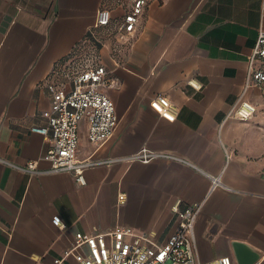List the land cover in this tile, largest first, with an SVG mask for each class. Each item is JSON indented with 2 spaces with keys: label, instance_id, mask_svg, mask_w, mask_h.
<instances>
[{
  "label": "crops",
  "instance_id": "obj_1",
  "mask_svg": "<svg viewBox=\"0 0 264 264\" xmlns=\"http://www.w3.org/2000/svg\"><path fill=\"white\" fill-rule=\"evenodd\" d=\"M132 3L0 0V264L74 263L61 259L77 233L116 226L164 243L178 225L174 206L193 203H202L198 261L230 256L238 264L233 243L244 241L260 253L254 264H264V91H245L264 0H150L133 40H120ZM102 8L113 21L95 29ZM90 58L115 82L105 91L118 122L113 137L95 146L83 119L80 157L108 159L147 146L176 158L100 164L85 169L84 184L73 172L48 171L53 140L31 126L46 122L50 85L68 90L71 78L62 82V75ZM158 95L175 107L174 121L152 107ZM243 99L256 105L255 116H227ZM29 162L37 172L18 168ZM213 176L220 179L214 189Z\"/></svg>",
  "mask_w": 264,
  "mask_h": 264
},
{
  "label": "built area",
  "instance_id": "obj_2",
  "mask_svg": "<svg viewBox=\"0 0 264 264\" xmlns=\"http://www.w3.org/2000/svg\"><path fill=\"white\" fill-rule=\"evenodd\" d=\"M150 0H133L131 8L123 15L120 24V40H133L144 20L146 7ZM113 16L109 8L99 11L96 27H109ZM91 38L96 41L93 29ZM91 55H95V43L91 44ZM114 80L107 66L95 58H90L83 66L76 68L71 75L68 90L50 85L52 92V107L46 115V122L31 126V131L50 136L52 147L44 155L49 160L50 172L70 171L78 181L85 183L84 171L100 164L110 165L116 161L132 162L140 160L150 162L160 157L176 158V156L142 146L137 151L124 156L108 159H95L90 156L80 157V123L87 121L89 141L100 146L113 137L117 126V114L114 100L105 91L113 87ZM256 86L264 91V27L259 29L258 38L251 53L248 55V73L245 91ZM152 107L170 121L176 119L174 106L166 95H158L151 101ZM257 113V107L247 99L234 104L227 116L241 121L252 119ZM20 170L35 173L37 165L29 162ZM212 189L220 184L219 177H212ZM126 195L119 194V200L124 202ZM202 203H193L184 208L174 206L178 218L175 231L164 242L156 241L145 231H137L130 226H116L109 230L98 229L90 234L79 232L70 247L63 254L61 262L70 257V264H232L230 256L215 258L201 262L196 259L197 239L195 222L201 211ZM53 223L64 227L60 216L53 217ZM61 264V263H58Z\"/></svg>",
  "mask_w": 264,
  "mask_h": 264
},
{
  "label": "water",
  "instance_id": "obj_3",
  "mask_svg": "<svg viewBox=\"0 0 264 264\" xmlns=\"http://www.w3.org/2000/svg\"><path fill=\"white\" fill-rule=\"evenodd\" d=\"M233 247L238 264H254L260 258V253L244 241H234Z\"/></svg>",
  "mask_w": 264,
  "mask_h": 264
},
{
  "label": "rangeland",
  "instance_id": "obj_4",
  "mask_svg": "<svg viewBox=\"0 0 264 264\" xmlns=\"http://www.w3.org/2000/svg\"><path fill=\"white\" fill-rule=\"evenodd\" d=\"M74 68H75V67H74ZM74 68L71 70V73H70V75L72 74V72H73ZM70 75H69L68 77H67V76H63V75H62V77H61V79H60V80H61L62 82H65L66 80H69V79L71 78V76H70Z\"/></svg>",
  "mask_w": 264,
  "mask_h": 264
},
{
  "label": "trees",
  "instance_id": "obj_5",
  "mask_svg": "<svg viewBox=\"0 0 264 264\" xmlns=\"http://www.w3.org/2000/svg\"><path fill=\"white\" fill-rule=\"evenodd\" d=\"M93 42L95 43V39L90 38V44H93Z\"/></svg>",
  "mask_w": 264,
  "mask_h": 264
}]
</instances>
